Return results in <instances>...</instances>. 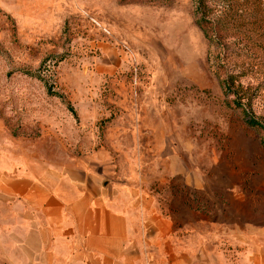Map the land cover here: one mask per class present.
Returning <instances> with one entry per match:
<instances>
[{"label": "rangeland", "instance_id": "rangeland-1", "mask_svg": "<svg viewBox=\"0 0 264 264\" xmlns=\"http://www.w3.org/2000/svg\"><path fill=\"white\" fill-rule=\"evenodd\" d=\"M196 1L0 0V165L101 169L138 220H173L175 246L246 264L264 245V145L245 112L264 120V44L248 73L238 55L223 70L252 85L237 107Z\"/></svg>", "mask_w": 264, "mask_h": 264}, {"label": "crops", "instance_id": "crops-1", "mask_svg": "<svg viewBox=\"0 0 264 264\" xmlns=\"http://www.w3.org/2000/svg\"><path fill=\"white\" fill-rule=\"evenodd\" d=\"M0 165V264H209L202 244L194 255L172 241L173 220L133 191L131 215L119 188L91 167ZM141 225V229L139 226ZM246 264H264V245ZM226 264H234L228 258Z\"/></svg>", "mask_w": 264, "mask_h": 264}, {"label": "trees", "instance_id": "trees-1", "mask_svg": "<svg viewBox=\"0 0 264 264\" xmlns=\"http://www.w3.org/2000/svg\"><path fill=\"white\" fill-rule=\"evenodd\" d=\"M196 22L202 29L210 46V55L227 95L234 96L237 107H243L253 100L252 85H245L241 76L234 71H223L235 55L243 60V72L248 73L247 55L253 47L264 44V13L261 0H197L195 6ZM239 41H232L233 37ZM237 42L241 46H237ZM254 45V46H253ZM236 49L237 54L234 52ZM258 51V49H256ZM235 56V57H234ZM245 63V64H244ZM225 64V65H224ZM260 73L263 66L253 64ZM249 70V69H248ZM264 75V73H263ZM264 85V82L261 84ZM260 88V86L258 87ZM247 123L262 133L261 142L264 145V120L257 118L245 108Z\"/></svg>", "mask_w": 264, "mask_h": 264}]
</instances>
